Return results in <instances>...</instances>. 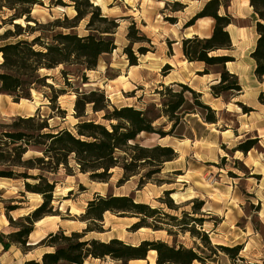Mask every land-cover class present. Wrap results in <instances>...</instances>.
Listing matches in <instances>:
<instances>
[{
  "label": "rangeland",
  "instance_id": "obj_1",
  "mask_svg": "<svg viewBox=\"0 0 264 264\" xmlns=\"http://www.w3.org/2000/svg\"><path fill=\"white\" fill-rule=\"evenodd\" d=\"M36 1L38 3L32 7L30 16L38 24L44 25L64 17L72 19L75 16L73 4L69 0H61L63 6H55L57 0ZM208 1L92 0L93 6L98 7L103 16L118 22V29L113 36L116 49L101 56L94 70L59 67L49 72L41 71V76L47 75L51 78L46 81L48 85L54 90L65 91V95L60 96L55 104L49 101L52 92L48 88L31 91L30 100H21L19 103H13L11 97L0 96V142L6 141L3 133L22 131L14 124L16 119L32 117L37 111L39 119L47 122L48 130H45V133L60 130L74 133V126L80 121H93L109 128L108 122L102 120L103 113L94 114L91 106L86 107L84 118H75L76 92L88 93L98 90L107 100L109 110H112V107H132L144 111L161 106L159 92L165 94L164 87L169 84L164 83L169 80L184 81V84H180L189 88L185 81L190 79L204 87L207 78L198 75L203 68L185 62L181 55L180 42L184 39V25ZM240 1L231 0L226 9L220 10L221 15L227 14L235 21L233 27L237 31L230 28L236 33L232 52H218L216 55L234 57L235 63L227 69L239 75L243 96L236 98L234 95L232 98L224 95L218 104H213L217 109V126L203 123L200 112L195 110L180 116L179 128L173 136L160 138L155 134L139 135L136 144L142 147H170L177 154L176 160L164 164L161 173L150 175L152 181L144 185L140 184V178L145 176L150 168H141L135 177L120 187L117 186L121 177L119 169L111 171L112 176L107 184L92 182L88 175H82L75 169H72L71 176H67L63 169L56 175H45L49 181L56 183L51 206L60 222L57 231H63L66 236L82 233L86 224L82 223L80 218L94 194L103 197L130 196L136 203L148 205L151 209L159 210L161 214L176 220L162 215L159 223L148 220V225L159 228L157 231L143 228L141 231L130 232L129 228L137 222L136 219L119 218L107 213L103 217V233H92L86 239L102 242L117 239L132 246L142 241H161L168 246H182L193 250L203 258V264H264V108L257 103L258 93H264V83L255 81L248 60L256 42L255 29H246V20L235 19V13L242 8ZM175 3L181 5L178 8L180 12H174ZM11 14L7 9L0 11V36L5 31L12 30V27L2 25V21ZM167 19H176L177 22L171 24ZM21 21L16 25L24 28L26 23ZM87 21L88 19L81 21L74 30L78 36L88 34ZM131 24L135 25V29L148 39L150 44L144 42L131 45L128 42L126 36ZM29 25L33 27V23ZM212 28L213 21L199 20L187 34L194 32L203 37L211 34ZM140 47L149 52L143 56L139 55L137 49ZM127 48L138 57L137 66H129L125 53ZM63 69L69 74L66 77L68 84L64 83L60 75ZM216 70V67L209 69L210 72ZM170 85H173L170 86L172 92L181 93L185 101L193 103V97L183 91L177 83ZM199 101L204 103L201 98ZM236 103L246 108H255V111L245 115ZM154 126L168 132L171 124L166 119H160ZM239 137L245 138L244 141L239 142ZM251 139H257V142L254 149L247 154L235 150L238 145ZM38 156L40 155L30 149L23 159ZM69 166L73 167V163L70 162ZM0 168L6 169L1 166ZM30 174L35 175L37 172ZM0 192H3L0 193V233L8 235L15 231L8 218L18 220L40 206L42 199L40 196L26 193L21 180H0ZM166 192H169V195H165ZM200 202L203 206L198 211L196 207ZM8 207H16V210L9 212L6 210ZM195 219L203 220L202 227L196 224ZM38 231L39 228L36 227V233ZM193 231L205 234L209 245L205 246ZM44 238L37 240L32 236V246L30 245L31 248L27 252L17 247L4 254L0 248V264H24L23 262L30 260L39 262L43 253L51 251L43 246L36 247ZM237 246L242 249L234 259L230 258L231 254L218 249H232ZM151 260L156 263V255L148 253L144 263L139 264H150ZM88 264L121 263L106 259L89 261Z\"/></svg>",
  "mask_w": 264,
  "mask_h": 264
},
{
  "label": "trees",
  "instance_id": "obj_2",
  "mask_svg": "<svg viewBox=\"0 0 264 264\" xmlns=\"http://www.w3.org/2000/svg\"><path fill=\"white\" fill-rule=\"evenodd\" d=\"M74 7L75 16L72 19L64 17L44 25L38 24L31 18V10L38 3L36 0H0V11L7 9L12 14L2 25L12 27L0 36V95L11 97L13 103L21 100H30L31 91L48 88L52 92L49 99L51 104L65 95V91L54 90L46 81L51 79L47 75L41 76V71H52L59 67L94 70L99 58L108 55L116 49L114 34L118 29L116 19H109L102 15L98 7H94L92 0H69ZM231 0H209L200 11L195 14L185 25L187 29L196 21L204 18L213 21L212 33L208 38L193 36L181 40V53L188 63H201L204 66L198 75L215 74L219 80L210 86L209 93L214 99H223L224 95L232 98L242 93L238 78L229 73L226 64L234 59L227 55H216L218 52L232 50V40L227 31L235 21L227 14H220L221 9H226ZM55 6H63L57 0ZM174 12H180L179 3L174 4ZM255 20V47L250 58L254 62L253 75L260 84L264 83V0H249ZM88 19L86 36H78L74 32L81 21ZM24 20L25 27L14 24L15 21ZM171 24L176 19H167ZM33 23V27L29 24ZM39 35H36V34ZM138 34V36H137ZM25 37V39H21ZM27 38H30L28 40ZM131 45L148 43L135 25L131 24L126 36ZM139 55H146L149 51L143 47L137 49ZM129 66H137L138 57L131 49L125 50ZM217 70L210 72L209 69ZM65 84L69 75L65 69L60 71ZM164 87L165 94H161V106L146 110H137L132 107L115 108L109 110V104L103 93L90 91L88 93L76 92L74 103V116L76 119L85 117L87 106H91L94 114L103 113L102 120L108 122L109 128L96 124L93 121H80L74 126V133L68 130L46 132L47 122L39 119L38 111L29 118H18L15 125L22 131L3 133L5 142H0V179L21 180L26 193L41 197L40 206L13 221L8 218L15 231L0 234V245L3 252L11 247L21 248L23 252L29 251L28 237L33 232L37 222L45 217H56L51 206L54 199L55 182L49 181L45 175H56L63 169L67 176L72 175V169L82 175H88L92 182L109 183L111 171L119 169L121 177L117 181L120 187L135 177L141 168H150L148 173L140 178L144 185L151 180L150 175H159L165 163L177 159V154L170 147H142L135 143L141 134L158 135L160 138L173 136L180 125V116L200 112L203 123L215 125L218 122L215 111L201 103L200 94L192 89L178 84L185 92L193 97V103L185 101L181 93H174ZM98 98V99H96ZM257 102L264 108V93H259ZM243 114L247 115L252 109L236 103ZM160 119H166L171 124L168 132L154 126ZM178 136V135H176ZM257 139L247 140L238 145L235 150L247 154L254 149ZM39 154L24 160L23 157L29 150ZM73 163V167L69 163ZM30 172H37L32 175ZM28 181L34 182L30 184ZM161 182V181H160ZM158 182V183H160ZM3 193V192H0ZM165 195H169L166 192ZM203 203H198L196 210L200 211ZM169 208H171L169 206ZM7 211L16 210L8 207ZM112 214L119 218H133L137 222L129 228L130 232H137L143 228H152L157 231V226L148 225V220L155 223L161 221L163 214L159 210L151 209L148 205L136 203L130 196L106 197L95 195L87 202L81 222L86 224L82 233H71L68 236L61 230L48 234L37 246L50 249L42 254L40 261H26L24 264H84L87 260L104 261L109 259L116 263L128 264L131 261H144L150 251L156 253L155 264H203V258L191 249L182 246H168L161 241H142L136 246L128 245L120 240L111 239L102 242L95 239H86L91 233H103V217ZM175 221L167 215H163ZM196 224L202 227L203 220L195 219ZM205 246L209 245L205 234L193 231ZM169 234V232H168ZM218 249L231 254L234 259L241 251L237 246L232 249L218 247Z\"/></svg>",
  "mask_w": 264,
  "mask_h": 264
},
{
  "label": "crops",
  "instance_id": "obj_3",
  "mask_svg": "<svg viewBox=\"0 0 264 264\" xmlns=\"http://www.w3.org/2000/svg\"><path fill=\"white\" fill-rule=\"evenodd\" d=\"M204 19H208V18H204ZM204 19H200V20H204ZM235 19H240V20H246L248 23L247 24H244V27H246V29H255V20H254V15H253V11H252V9H251V7L249 6V4L247 5V6H244V7H242L238 12H236L235 13ZM210 20V19H209ZM199 21V20H198ZM197 22V21H196ZM195 22V23H196ZM194 26V25H193ZM193 26H191V27H189V28H187V29H184V32H183V36H182V38H186L185 36L186 35H189V36H191V37H193V36H197V37H199V38H208L211 34H209V35H207V36H203V37H200L197 33H194V32H191L190 34H187V32L188 31H191L192 30V27ZM243 27V28H244ZM230 28H234L233 27V25H230L228 28H227V30L228 29H230ZM243 28H240V29H243ZM235 29V28H234ZM236 30V29H235ZM237 31V30H236ZM211 33H212V31H211ZM230 35V34H229ZM190 37V38H191ZM231 37V36H230ZM232 40V39H231ZM232 43H233V41H232ZM232 46H233V44H232ZM255 47V46H254ZM253 50H254V48H253ZM252 50V51H253ZM252 51L249 53V55H248V60H249V62H250V67H251V72H252V75H253V71H254V62H253V60L250 58V54L252 53ZM232 52V50L231 51H228L227 53H231ZM181 55H182V53H181ZM227 56H230V55H227ZM183 57V56H182ZM230 57H232L233 59H234V57L233 56H230ZM184 59V58H183ZM186 62V61H185ZM187 64H189V65H196V66H201L203 69H204V66H203V64H201V63H188V62H186ZM235 63V61H233V62H231V63H227L226 64V69L228 68V66L229 65H233ZM228 70V69H227ZM197 72V71H196ZM228 72L229 73H231L229 70H228ZM199 73V72H198ZM231 74H233V73H231ZM233 75H235L237 78H238V81H239V84L241 85V88H242V93L239 95V96H237L236 98H238V97H242L243 96V94H244V92H243V86H242V84L240 83V77H239V75H237V74H233ZM202 77H205V78H207V84H205L204 85V87H200L199 85L201 84V83H199V82H194L193 80L191 81L190 79L189 80H186L185 82L188 84V86H189V88L190 89H192L193 91H195L196 93H198V94H200V96H201V99H203L204 100V103L203 104H205V105H207V106H209L213 111H217V109L213 106V104H218V102L221 100V99H214L211 95H210V93H209V88H210V86H212V85H215V84H217V82H218V80H219V78H218V76L217 75H215V74H210V75H203V76H201V78ZM200 78V77H199ZM253 78H254V75H253ZM255 79V78H254ZM255 81H256V79H255ZM184 81H178V80H173V81H171V80H169V81H167L166 83H164L165 85H167V84H175V83H177V84H182ZM185 83V84H186ZM192 83H193V85H192ZM184 84V83H183ZM196 84V85H195ZM208 91V92H207ZM207 92V94H205ZM259 94V93H258ZM0 96H4V95H0ZM258 97V96H257ZM207 99V100H206ZM258 103V102H257ZM260 106V105H259ZM250 109H252V112H250L249 114H253L254 113V111H255V108H250ZM1 110L2 109H0V112H1ZM254 110V111H253ZM4 112H6V108H5V110H4ZM17 114V113H16ZM248 115V114H247ZM17 116H20L19 114H17ZM218 123H219V120H218V122H217V124H215V125H209V126H217L218 125ZM226 132V131H225ZM169 163H171V162H169ZM169 163H165V164H169ZM0 180H8V179H0ZM10 181V180H9ZM4 193H5V191H4ZM31 195H34V196H37L38 197V195H35V194H31ZM95 195H99V194H94L93 195V197L95 196ZM47 218H52V217H45L44 219H42V220H40V221H44V220H46ZM1 220V219H0ZM59 221L57 222V225H56V228L55 229H51V230H42L40 227H38V226H34V230H33V232L30 234V236L28 237V245L30 246L31 244H30V241H31V238H32V236H33V238L34 239H42L43 237H46L48 234H50V233H53V232H55V231H57V229H58V225H59ZM36 225V224H35ZM36 227H38L39 228V231L36 233ZM0 234H3V233H0ZM5 234V233H4ZM3 234V235H4ZM92 234V233H91ZM90 235V234H89ZM32 246V245H31ZM35 246V245H34ZM0 248H1V250H2V252H3V249H2V246L0 245ZM11 249H17V247H15V246H13V247H11L7 252H3L4 254H6V253H8V252H10V250ZM31 261V260H30ZM89 261H98V260H87L84 264H88V262ZM26 262V261H25ZM25 262H23V263H25ZM138 262H143V261H131V262H129V264H131V263H138Z\"/></svg>",
  "mask_w": 264,
  "mask_h": 264
},
{
  "label": "bare ground",
  "instance_id": "obj_4",
  "mask_svg": "<svg viewBox=\"0 0 264 264\" xmlns=\"http://www.w3.org/2000/svg\"><path fill=\"white\" fill-rule=\"evenodd\" d=\"M248 4H249V0H241L240 1V5L242 7L247 6ZM210 21L212 22L211 19H210ZM21 22H22L21 20L15 21V24H18V23H21ZM227 31L230 34L232 41L235 42L236 33L233 30H231V29H228ZM185 37L186 38H190L191 36L186 35ZM244 139L245 138H243V137H239L238 141L242 142V141H244ZM57 222H58V218L57 217H52V218H47L44 221L37 222L35 226L40 227L42 230H51V229H55L56 228ZM141 230H143V229H140V231ZM149 253L152 254L153 256L156 255V253L154 251H150ZM139 263H144V262H138L137 264H139ZM150 264H155V262L153 260H151Z\"/></svg>",
  "mask_w": 264,
  "mask_h": 264
}]
</instances>
